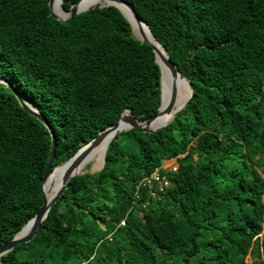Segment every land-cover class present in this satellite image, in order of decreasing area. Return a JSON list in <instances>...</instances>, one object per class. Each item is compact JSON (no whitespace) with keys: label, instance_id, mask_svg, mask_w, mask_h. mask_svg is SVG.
<instances>
[{"label":"trees","instance_id":"obj_1","mask_svg":"<svg viewBox=\"0 0 264 264\" xmlns=\"http://www.w3.org/2000/svg\"><path fill=\"white\" fill-rule=\"evenodd\" d=\"M126 1L194 97L154 133H118L104 168L73 178L0 264H264V0ZM3 78L54 132V168L125 110L149 120L162 103L153 48L114 6L62 22L49 0H0ZM51 150L47 125L0 84V245L40 210ZM155 173L169 186L148 184Z\"/></svg>","mask_w":264,"mask_h":264},{"label":"water","instance_id":"obj_2","mask_svg":"<svg viewBox=\"0 0 264 264\" xmlns=\"http://www.w3.org/2000/svg\"><path fill=\"white\" fill-rule=\"evenodd\" d=\"M87 1H91L95 6H91ZM64 0L60 1V8L56 10V0H49V8L54 19L58 21H68L76 15L87 12L97 6L106 7L114 6L118 8L129 21L135 37L152 46L156 56V63L159 65L161 70V87H162V103L159 108V112L156 116L149 120H138L136 119L130 110H125L119 117L115 125L109 126L107 129L102 131L99 136L94 139L90 144L82 148L74 157L68 161L60 164L54 168V160L56 157V137L47 120L44 116L34 107L28 99L18 92L13 86L6 80L0 79V84L10 87L19 101V104L28 111L31 115L38 118L50 129L52 134V150L48 166L45 170L44 177L41 181V189L43 193V203L38 213L22 228V230L15 235V237L0 245V261L2 257L12 252L18 245L30 242L41 229L42 223L48 217L51 208L56 204L59 198L70 188V182L77 176H82L86 173L95 174L100 172L105 165L106 153L101 169L97 172H82L80 167L87 157V155L94 149L100 147L106 142V152L110 142L120 132L127 131L130 129H138L140 132H151L154 133L168 124H170L175 117L187 107L189 102L194 97V90L189 80L184 77L179 71L178 67L171 60V56L164 46L156 39L152 30L146 22L137 14L134 6L126 0H79L74 3L70 12H67L63 7ZM138 30V32L136 31ZM179 80L186 81L189 87V96L183 104L178 102V91L177 84ZM166 87V91H165ZM125 113L131 115V119H125ZM59 173L64 182L55 190L51 197H47L44 186L48 179L54 174Z\"/></svg>","mask_w":264,"mask_h":264},{"label":"bare ground","instance_id":"obj_3","mask_svg":"<svg viewBox=\"0 0 264 264\" xmlns=\"http://www.w3.org/2000/svg\"><path fill=\"white\" fill-rule=\"evenodd\" d=\"M60 1L61 0H56V6H55L56 10H58L60 8ZM86 3H88L90 5L92 2L87 1ZM136 31L138 32L137 29H136ZM165 91H166V87H165ZM177 91H178V93H177L178 102H179V104H183L189 96V87H188L187 82L183 81V80H179V82L177 84ZM124 118L130 120L131 115L129 113H125ZM105 153H106V142L103 143L100 147L94 149L92 152H90L87 155V157L85 158V160L83 161V163L80 167L81 171L82 172H88V170H90L91 167H92L91 171L93 170L92 172L99 171L103 165ZM63 182H64V179L59 173H57L52 178H49L47 183L44 186V190H45L47 197L52 196L54 194L55 190Z\"/></svg>","mask_w":264,"mask_h":264},{"label":"built area","instance_id":"obj_4","mask_svg":"<svg viewBox=\"0 0 264 264\" xmlns=\"http://www.w3.org/2000/svg\"><path fill=\"white\" fill-rule=\"evenodd\" d=\"M165 163L166 162H164V164ZM177 169H178V164H177V161H176L175 163L172 164L170 171L177 172ZM152 182L157 183L160 186V188H163V186H169V182L164 180V179H161L158 173H155L152 176V178L147 180L148 184H152ZM152 194H154V193H152ZM122 224L124 225V223H122Z\"/></svg>","mask_w":264,"mask_h":264},{"label":"rangeland","instance_id":"obj_5","mask_svg":"<svg viewBox=\"0 0 264 264\" xmlns=\"http://www.w3.org/2000/svg\"><path fill=\"white\" fill-rule=\"evenodd\" d=\"M11 90H12V89H11ZM175 162H176V161L173 160V161H170V162H168V163H165V164L163 165L164 169H166V170H170L172 164L175 163ZM91 169H92V167H91ZM91 169L88 170V172H92L93 170L91 171ZM263 225H264V220H263ZM248 264H251V260H250V258L248 259Z\"/></svg>","mask_w":264,"mask_h":264},{"label":"crops","instance_id":"obj_6","mask_svg":"<svg viewBox=\"0 0 264 264\" xmlns=\"http://www.w3.org/2000/svg\"><path fill=\"white\" fill-rule=\"evenodd\" d=\"M166 163H168V162H166Z\"/></svg>","mask_w":264,"mask_h":264}]
</instances>
